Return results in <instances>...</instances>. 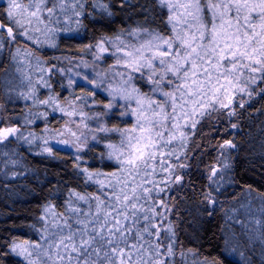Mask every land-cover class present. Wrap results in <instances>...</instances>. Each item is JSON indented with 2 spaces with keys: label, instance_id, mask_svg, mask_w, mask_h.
Instances as JSON below:
<instances>
[{
  "label": "snow or ice",
  "instance_id": "obj_1",
  "mask_svg": "<svg viewBox=\"0 0 264 264\" xmlns=\"http://www.w3.org/2000/svg\"><path fill=\"white\" fill-rule=\"evenodd\" d=\"M128 2L124 0L125 4ZM157 4L161 10L166 8L168 11L164 23L170 31L138 26L127 33L137 39L141 34L146 37L138 44L117 34L102 36L95 45L80 49L91 52L95 47L96 51L91 52L94 60L103 59L105 53L115 60L104 73L97 72L95 78L82 77L92 86L91 90L82 89L85 95L72 100L65 98L63 102L52 92L46 99L38 98L36 85L51 89L49 79L57 71L56 65L41 67L35 84L29 80L28 91L21 92L20 97L32 100L33 105L49 106L52 112L59 111L68 117L63 129L45 127L40 136L35 132L24 136L19 117L0 115V125H4L6 119L13 125L0 127L2 155H8L2 148L13 140H23L29 145L39 140L41 151L36 154L46 153L55 158L54 149L49 146V138L55 137H60L57 144L73 145L77 153L85 148L92 150L84 132L78 134L72 129L71 125L76 124L77 129L81 125L88 129L91 140L97 144L108 139L105 144L107 158L115 157L119 165L118 171L104 173L74 164L84 177L85 185L90 182L99 185L98 194L70 190L66 203L67 212L72 215L64 214L63 223L56 219L60 214L54 208L45 207L44 212L51 214L52 227L56 231L49 233L47 215L41 216L45 221L43 232L48 235H41L37 242L25 240L22 244L12 242L9 245L10 252L22 258L24 264H176L179 240L175 226L170 221L167 228L164 225L167 213L173 209L161 197L159 208L163 211H160L152 197L153 191L159 194L165 190L161 184L170 186L182 182V176H174L175 166L169 162V158L176 155L175 142L179 139L186 146L188 136L185 129L188 125L195 129L201 118L211 116L219 109H228V117L235 116V110L230 107L233 104L231 96L237 93H246L250 97L253 93L264 94V87H259L264 84V0H157ZM93 7L108 16L113 15L110 6L102 0H93ZM84 9V0H27V3L24 0H0V17L9 21L7 38L3 35L5 24L0 22V52L21 37L26 47L30 41L40 47L47 43L48 47L57 48L54 37L58 32L78 31L83 27L80 18L84 16ZM61 15L66 24L75 23L77 29L50 26L53 23L60 25ZM34 21L37 25H44L43 29L33 28ZM33 32H46V40L41 42L32 35ZM21 53L27 57L34 55L31 50L16 48L12 59L15 61ZM84 65L87 67L88 62L85 61ZM45 72L48 73L47 79ZM71 83L73 81L69 80ZM144 85L148 86V91L142 90ZM97 91L106 92L110 99L103 104L105 111L89 116L83 108L89 105V97L92 104L99 103L95 100ZM221 93L231 94L226 97L227 104ZM3 107L0 104V111ZM110 114L119 118L112 127L100 122ZM28 116L32 118L25 117L26 123L33 124L41 117L47 121L48 112L39 116L29 112ZM76 116L80 117L79 122L74 119ZM90 119L97 120L96 128H89L85 123ZM121 124L125 126L121 127ZM97 133L116 134L119 141L113 143L110 136H98ZM66 134L74 140L63 138ZM235 147L231 140L220 145L221 150ZM75 159L80 161L82 157L77 154ZM100 159H104V153ZM158 169L159 173L166 174L163 178H159ZM217 172L212 169L208 177L210 188L216 183ZM124 174L130 179L123 178ZM136 177L140 178L138 184L134 182ZM105 189H111V194ZM219 190L217 186L204 194L208 204L215 205L212 193ZM72 197L87 204L88 211L74 205ZM92 201H96L95 212L92 211ZM73 219L74 222L70 223ZM261 243H264V233L261 234ZM179 256L184 264L189 256L194 264H209L206 258L196 260L199 251L191 248L182 250Z\"/></svg>",
  "mask_w": 264,
  "mask_h": 264
},
{
  "label": "trees",
  "instance_id": "obj_2",
  "mask_svg": "<svg viewBox=\"0 0 264 264\" xmlns=\"http://www.w3.org/2000/svg\"><path fill=\"white\" fill-rule=\"evenodd\" d=\"M24 2L27 3V0ZM102 2L110 6L113 15L108 16L98 7H93V0H84V16L80 18L83 27L78 31L58 32L54 37L58 44L55 49L48 47L47 43H43L42 47L33 44L40 53L41 62L39 61L37 66L45 67V61H48L46 67L57 66L54 60H50L52 57L81 58L87 52H82L80 49L85 45H95L102 36L114 37L120 34L126 41L138 44L146 39L143 34L139 39L127 35L138 26L170 31L164 23L168 11L166 8L161 10L157 0H129L127 4L124 0H102ZM69 14H71L70 10ZM59 18L60 25L53 23L50 26L58 27L66 24L63 15ZM0 22L5 24V28L9 26L6 17H0ZM24 23L27 26V22ZM67 25L69 27L66 28L77 29L75 23ZM32 27L43 29L44 25H37L34 21ZM121 29L124 31L121 32ZM3 35L5 36L4 33ZM32 35L44 42L47 33L33 32ZM19 43L21 38L9 52L6 47L0 52V104L4 106L0 115L6 118L21 117L25 109L35 113L48 112L46 122L51 125L55 119L51 107L33 105L32 100L28 105L26 103L12 105L8 100L9 94L5 85L3 86L8 77L23 80L22 78L28 75L35 84L40 76L32 70V67L26 72V68L21 67L18 62L19 56L15 61L12 59V53ZM107 55L108 53H105L103 60L109 67L113 62L111 58H105L108 57ZM25 61L28 65L30 62L36 63V60L27 61V58ZM28 65L25 67H29ZM17 68L20 70L17 71ZM104 72L105 70L100 71V73ZM92 75L95 78V73ZM49 83L52 85L51 89L36 85L39 99H46L49 92L58 95L61 102L65 98L72 100L77 96L85 95L81 87L70 89L57 75L51 77ZM259 87H264V84H260ZM142 90L148 91V86L144 85ZM256 91L258 92L259 88ZM230 95V93H221L225 104L228 103L226 97ZM104 97L103 91H97L95 100L99 103L94 113L105 111L103 104L107 103L108 99ZM231 98L233 104L230 107L235 110V116L228 117V109H219L217 105L219 111L201 118L195 129L188 125L185 129L188 136L186 146L182 145L179 139L175 142L176 155L169 158V162L175 166L174 176H182V182L172 183L170 186L161 184L160 187H164L165 190L159 194L156 191L152 193L158 208L160 198L163 197L168 207L173 209L172 212L167 213L168 219L164 221V225L167 228L170 221L175 226L179 240L176 244V264H184L179 253L190 248L199 251L196 260L202 261L206 258L209 264H264V243H261V234L264 233V94L253 93L250 97L246 93H237ZM242 103L244 107H240ZM118 119V116L110 114L103 117L100 122L112 127L118 123ZM181 123L184 124L185 121L182 120ZM233 124L237 127L233 128ZM9 125L11 126L6 119L2 126ZM105 135L110 136L113 143L119 141L116 134L98 133V136ZM225 140H231L236 147L227 149L226 156H222L220 145ZM108 142V139H104L99 144L92 143L90 146L92 150L87 148L78 154L82 157L80 161H76V156H71L67 150L62 149L54 150L55 158L46 153L37 155L36 153L40 152L38 146L25 145L23 140L12 141L2 148V151L7 152L8 155L0 154V264H24L22 258L10 252L9 245L12 242L22 244L25 240L37 242L41 240V235H48L43 232L45 221L41 220V216L47 215L49 233L56 231L52 227L51 214L44 212L45 207L54 208L55 212L60 214L56 219L63 223L64 214L72 215L67 212L66 203L69 200L70 190L74 189L81 194H98L99 185L91 182L85 185L84 177L74 164L78 163L80 168L87 167L92 172L118 171L119 165L115 157L107 158L105 144ZM101 153H104V159H100ZM223 159H226L230 166L229 186L219 195L213 191L215 200L222 201L224 205L221 208L210 209V204L204 197L205 193L214 189H206L211 174L210 168L213 165L220 168ZM12 161L16 163L13 164ZM158 174L159 178L166 175L159 173V169ZM123 178L130 179L127 174H124ZM134 182L140 183V178L136 177ZM105 191L111 194L112 190L105 189ZM72 200L74 205L88 211L87 204L76 201L75 197H72ZM95 205L96 201H92L93 212ZM244 205L251 208L255 214L258 212L257 221L260 225L258 240L251 233H244L246 227H249L247 215H250V218L254 217L251 212L243 210L244 218L240 219ZM159 210L163 211L162 208ZM209 212L212 214L209 215ZM239 220L245 225V229L238 223ZM69 222L73 223L74 219ZM167 235L168 233L165 232V236ZM187 264H194L191 256L187 257Z\"/></svg>",
  "mask_w": 264,
  "mask_h": 264
},
{
  "label": "rangeland",
  "instance_id": "obj_3",
  "mask_svg": "<svg viewBox=\"0 0 264 264\" xmlns=\"http://www.w3.org/2000/svg\"><path fill=\"white\" fill-rule=\"evenodd\" d=\"M58 27L62 29V28H66L69 26L67 24H61V26H58ZM15 45L16 44L11 45L10 48H7V46H6V49L8 50V52L10 51V49H12V46H15ZM27 45L28 46L26 47L25 42H24V38L21 37V43H19V45H17L16 48H22V49H25V51L31 50V51H33L34 55L32 57H27L23 53H21V55L19 56L20 58H19L18 62H19L21 67L26 68V70H25L26 72L29 68L32 67V70L35 73L40 74V68L41 67L37 66L38 60L40 61V57H39L40 53L37 52L36 46H34L32 43H27ZM95 51H96V49H93V48L91 49V52H95ZM91 52H87L83 57L78 58V59L77 58L76 59H71V58L65 59L62 57H59V59H56L58 57L50 58V60H54L57 63V66H56L57 71L55 72L54 75L59 76L64 81V83L68 86V88H70V89L78 86V87H81L82 89L87 88V89L91 90L92 86L90 84H86V82L82 79V77L87 75L89 78H93L94 75H92V73H95V75H96L97 72L100 73L101 70H106L108 68V66L105 65V61L103 59L94 60ZM103 55L105 56V54H103ZM107 56L108 57H105V58H111L112 62L113 63L115 62L114 57H111L109 54ZM25 58H27V61H29L30 59H31V61L36 60V63L34 64V63L30 62L28 65V62L26 63ZM85 61L88 62L87 67H85V65H84ZM47 62L48 61H45V67H46ZM27 65L29 67H25ZM61 69L63 70V72L60 71ZM77 73H79L80 75H77ZM44 75H45V78L47 79L48 73L45 72ZM54 75H51V77H53ZM22 79L23 80H19V79H16L14 77H8L7 82H5L3 84V86L5 85L4 87L6 88V91L9 94L8 100L10 101V103L12 105L17 104V103H22V104L26 103L28 105V103L29 104L31 103L30 99L25 100L22 97H20L21 92H27L28 91L29 80H31V79H29L28 75L26 77H23ZM69 80L73 81V83L69 84ZM104 96H105L104 98L110 99L107 96L106 92H104ZM91 101H92V98L89 97V105L83 108V111L85 113H87L89 116H93L95 114L94 110L97 108V104H92ZM30 112L33 114H36L37 116H39V114L41 113V112L35 113L33 111H30ZM28 113H29V111H27V109H25V111L21 117L16 116V117L20 118L19 123L22 126L21 130H22L24 136H28L30 132H35L38 136H40L43 134V129L45 127H47L50 130L63 129L65 126V122L69 119L68 117L64 116L61 112L56 111V112H54V115H53V118H55V119L53 120L51 125H49L42 117L36 119L35 123H33V124H27L25 117L32 118V117L28 116ZM74 119L77 122H79L80 117L76 116ZM85 123L88 124L89 128L94 129L97 127V120L96 119L86 120ZM0 127H2V125H0ZM71 127L74 131H77L78 134L81 131L84 132L85 136L88 137L89 146H91V144L95 142V141L91 140V134L89 133L88 129L83 127V125H81V127L79 129L76 128V124H72ZM53 135H54V133H53ZM97 135H98V133H97ZM63 138L69 139V140H74L73 137H71L70 135H67V134ZM58 139H60V137H55V139L49 138V146L53 147L54 150H61V149L67 150V152H69L68 154H70L71 156H76L77 154H79L76 152V148L73 145L65 146V145L57 144L56 140H58ZM13 141H15V140H13ZM24 144L29 145L25 142H24ZM31 145L38 146V148L41 151V147H40L41 141H39V140L34 141L33 144H31ZM86 149L87 148H85L84 150H86ZM226 153H227V149L221 150L222 156L223 155L226 156ZM225 165H228V167H225ZM229 168H230V166H229V163L226 159L222 160V162L220 164V168L215 166V165H213L210 168V173H212V169L218 170L217 175L214 178L216 183H213L211 185V189L212 188L215 189L217 186H219L220 190H219V192H216V194H218V195L221 194V192L224 191L225 189H227L229 186ZM207 184L208 185H207L206 189H209L210 188L209 187V180H208ZM223 205H224V203L222 201L218 200V202L215 203L214 206L210 205V209L221 208V207H223ZM243 210H247V211L251 212V214L254 216L253 218H250L249 217L250 215H247L249 227H246V230H244V233L249 232L255 237L256 240H258V238H259L258 233L260 232L258 230V226H260V225H259V222L257 221V218H259L258 212L255 214L251 208H248V206L244 205V208H242V212L240 215L242 217V218H240L241 220L244 218ZM241 220H239L238 223L241 224L243 226V228L245 229V225L242 223Z\"/></svg>",
  "mask_w": 264,
  "mask_h": 264
},
{
  "label": "water",
  "instance_id": "obj_4",
  "mask_svg": "<svg viewBox=\"0 0 264 264\" xmlns=\"http://www.w3.org/2000/svg\"><path fill=\"white\" fill-rule=\"evenodd\" d=\"M4 34H5L6 38H7V28H5V30H4ZM7 48H10V47L7 46Z\"/></svg>",
  "mask_w": 264,
  "mask_h": 264
}]
</instances>
